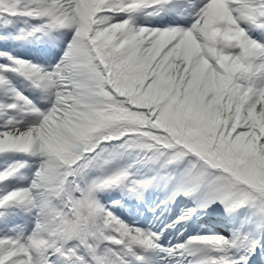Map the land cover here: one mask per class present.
Returning a JSON list of instances; mask_svg holds the SVG:
<instances>
[{
  "label": "snow or ice",
  "instance_id": "1",
  "mask_svg": "<svg viewBox=\"0 0 264 264\" xmlns=\"http://www.w3.org/2000/svg\"><path fill=\"white\" fill-rule=\"evenodd\" d=\"M177 2L186 4L187 27L134 24L173 0H0V39L21 21L40 23L20 27L17 41L71 33L51 70L0 51V157L36 161L26 186L8 184L27 161L0 170V221L12 209L32 218L30 230L0 235V264H148L155 252L190 264H248L255 254L258 241L242 231L165 249L158 234L125 224L97 199L114 187L137 192L156 176L137 182L122 170L82 180L131 150L175 185L174 195L229 214L245 209L264 225V35H252L264 33V0Z\"/></svg>",
  "mask_w": 264,
  "mask_h": 264
},
{
  "label": "rangeland",
  "instance_id": "2",
  "mask_svg": "<svg viewBox=\"0 0 264 264\" xmlns=\"http://www.w3.org/2000/svg\"><path fill=\"white\" fill-rule=\"evenodd\" d=\"M120 19H123L124 17H119ZM6 61V60H5ZM8 77L11 79L15 87H20L19 81H17L12 73L7 74ZM153 171L152 172H142V174L147 177L145 178L144 176L139 177V182L147 181L153 178V176H156L157 179L149 186L147 187H153L154 185H160L162 189H165L168 184L164 182L162 179H160V172L159 170L153 166ZM146 188L139 189L137 192H134V195H136V201L140 197V202L139 205L142 206L143 202L145 201L146 207H149L151 210V217H155L156 214L162 215L161 218L164 219L166 222L163 225H166L165 227H174L172 228L174 231L171 236L169 237V242L164 245L165 249L168 248H173L177 246L176 244L178 242H187L189 239H186V237L182 236L180 232L182 230H190L193 232V236H203L205 235L204 232L203 234H199L203 227H206L208 224L207 218L209 220L213 219V216H211L204 208L196 210L192 204L193 199L192 198H180V200H177L175 205L173 206L172 202L166 203L165 198L161 189H158L154 192L149 191ZM175 185L173 184L171 188H174ZM147 189V191H146ZM128 192L127 188L125 189V193ZM139 192V193H138ZM143 195L146 197V200L143 199ZM112 205V204H111ZM223 206L220 205V209H222ZM119 208L117 206L111 207V211L115 215L117 210ZM176 210H179L181 213L180 216L175 215L176 218H171L170 214L174 213ZM140 213L142 214L143 212V207L139 209ZM240 211H243V214L239 216L237 219H235L233 222H225L224 225L221 227L223 231H217L214 233V235H220L227 237L231 239L232 234L237 231H242L243 226H245V229L243 230L244 233L250 234L251 237L258 241V246H259V251L257 252L258 259H256V262L254 264H264V235L262 237L256 236L252 232V227L250 226V223H255V220H250L249 214L247 210L241 209ZM179 212V213H180ZM216 215H219L220 217V211L215 212ZM211 216V217H209ZM181 217H184L185 219H180ZM190 218V220H189ZM179 220V222H177ZM259 226L264 229V225H261L259 221H257ZM246 224V225H245ZM15 217L10 216L7 214L6 218L3 221H0V235L3 234H8L9 230L15 227ZM263 245V246H261ZM163 247V246H162ZM263 249V250H262ZM166 256L169 259H166L168 264H182L184 259L180 258L179 256H170L167 253Z\"/></svg>",
  "mask_w": 264,
  "mask_h": 264
},
{
  "label": "trees",
  "instance_id": "3",
  "mask_svg": "<svg viewBox=\"0 0 264 264\" xmlns=\"http://www.w3.org/2000/svg\"><path fill=\"white\" fill-rule=\"evenodd\" d=\"M108 147L112 148L113 146H108ZM130 163L136 164L134 168H146V166L148 167L150 166V164L143 163L139 157V154L136 153L135 151L120 149L119 157L108 166L101 168L103 172H106L107 170L114 168V166L117 169L122 170L125 167H128Z\"/></svg>",
  "mask_w": 264,
  "mask_h": 264
},
{
  "label": "bare ground",
  "instance_id": "4",
  "mask_svg": "<svg viewBox=\"0 0 264 264\" xmlns=\"http://www.w3.org/2000/svg\"><path fill=\"white\" fill-rule=\"evenodd\" d=\"M15 159H16V158H15ZM87 172H88L89 174H92V172H94V173H95V172H101V170H98V171H97V170H94V169H92V170L89 169ZM212 221H215L214 218L212 219ZM249 264H252V263H249Z\"/></svg>",
  "mask_w": 264,
  "mask_h": 264
}]
</instances>
